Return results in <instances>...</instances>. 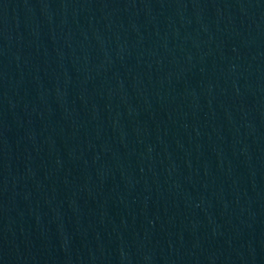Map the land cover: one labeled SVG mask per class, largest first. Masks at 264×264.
<instances>
[{"label":"water","instance_id":"95a60500","mask_svg":"<svg viewBox=\"0 0 264 264\" xmlns=\"http://www.w3.org/2000/svg\"><path fill=\"white\" fill-rule=\"evenodd\" d=\"M0 264H264V0H0Z\"/></svg>","mask_w":264,"mask_h":264}]
</instances>
